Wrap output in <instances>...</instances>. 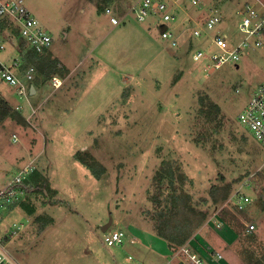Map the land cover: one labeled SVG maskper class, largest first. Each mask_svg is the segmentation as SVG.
I'll list each match as a JSON object with an SVG mask.
<instances>
[{"label":"rangeland","instance_id":"374dc122","mask_svg":"<svg viewBox=\"0 0 264 264\" xmlns=\"http://www.w3.org/2000/svg\"><path fill=\"white\" fill-rule=\"evenodd\" d=\"M24 1L52 37L39 55L71 72L55 89L35 65L38 93L27 97L0 82L9 115L24 118L0 122V188L32 164L22 185L44 180L53 191H20L2 216L10 264H146L140 258L146 245L164 257L157 264L165 263L176 252L156 235L147 215L162 169L172 172L175 187L182 181L191 211L206 214L193 220L194 247L204 253L210 244L243 264L264 260V209L257 201L264 149L239 121L264 83V34L261 46L245 47L237 62L209 74L204 61L191 58L195 49L215 50L209 44L214 33L239 41L236 12L244 0H199L201 9L186 5L169 25L158 15L138 21L126 14L132 0ZM106 8L118 19L125 16L122 22L112 25ZM209 9L219 24L193 37ZM165 27L177 35L175 47L161 38ZM9 39L0 52L6 65L24 50L17 38ZM53 75L65 78L63 71ZM211 104L218 111L209 120ZM241 186L249 201L240 205L234 193ZM250 223L255 229L247 232ZM223 224L235 236L229 246L216 232ZM114 230L124 232V240L108 246L104 234Z\"/></svg>","mask_w":264,"mask_h":264},{"label":"built area","instance_id":"2783aa9c","mask_svg":"<svg viewBox=\"0 0 264 264\" xmlns=\"http://www.w3.org/2000/svg\"><path fill=\"white\" fill-rule=\"evenodd\" d=\"M186 5L195 10L202 7L199 0H132L126 14L133 15L138 21L158 15L163 24L169 25L180 18H177V15H182ZM241 6L236 12L238 20L235 27L240 35L239 41L232 40L227 33L217 32L210 36L209 43L215 50L206 52V50L195 49L192 51L193 61H204L206 74L227 62H237L245 47L261 46L260 37L264 34V5L262 2L258 4L257 0L253 3L244 0ZM105 13L109 16V22L114 26L121 23L125 17L118 19L110 8H106ZM201 19H203L200 24L201 29H194L193 37H201L205 31H213L214 27L219 24L220 18L214 10L209 9ZM160 36L167 40L171 46L177 45V35L171 27L163 28ZM9 38H17L19 44L24 46V50L23 53L19 51L18 57L13 58L8 65L0 60V82L14 89L19 97L31 96L30 87H34L36 68L30 63H25L23 55L27 50H33L38 54L48 50L52 43V37L27 8L24 0H0V52H4L10 45ZM49 81L55 89L62 84V80L57 76H52ZM26 120L29 122L28 118ZM239 121L264 149V83L255 88L248 104L239 114ZM16 140V136H13V141ZM32 171V164L24 167L10 182L0 188V224L2 216L6 215L20 192L17 186L22 185ZM241 188L242 186L234 193L240 205L249 201L248 196L241 191ZM245 227L247 232L255 229V225L252 223L245 224ZM124 236V232L114 230L104 234V242L108 246H118L123 242ZM2 239L3 236L0 235V264H10ZM202 250L204 253H201L192 245L191 240H188L175 251L173 257L177 259L178 264H213L214 261L222 258L221 253L207 246H204Z\"/></svg>","mask_w":264,"mask_h":264},{"label":"trees","instance_id":"16d2710c","mask_svg":"<svg viewBox=\"0 0 264 264\" xmlns=\"http://www.w3.org/2000/svg\"><path fill=\"white\" fill-rule=\"evenodd\" d=\"M23 59L25 63L36 65L45 78L50 79L52 76H55L53 74L60 71H63V75L67 72L60 61L56 59L46 60L33 50H27L23 55ZM217 111L218 108L211 104L207 113V117L210 118L209 120H212L210 115L216 114ZM9 112L10 110L6 102L0 100V122L7 117L16 119L21 123L24 122L21 113L13 111L12 115H9ZM172 177L173 174L171 171L169 172L168 170L162 169V172L156 180L158 183L156 186L157 193L153 194L152 197L153 209L147 211V215H150L155 222L154 229L156 235L165 242L170 251H176L180 246L185 244L192 235L194 227L193 220L198 219L200 221L205 218L206 214L191 211L192 208L188 205L189 200L187 195L180 189L182 181L179 187H175L172 182ZM164 180L168 181L163 183ZM17 187L20 191H36L40 192L42 195L53 192L50 191L47 181L44 180L37 183L34 187H26L23 185ZM257 201L261 209H264V183L259 187ZM14 205L15 203H13L9 209ZM184 212H188L190 215L184 214ZM227 225H234L233 217L227 222ZM253 264H264V260L260 259Z\"/></svg>","mask_w":264,"mask_h":264},{"label":"crops","instance_id":"0c3cea01","mask_svg":"<svg viewBox=\"0 0 264 264\" xmlns=\"http://www.w3.org/2000/svg\"><path fill=\"white\" fill-rule=\"evenodd\" d=\"M61 64L66 68L67 72L69 71V73L65 76V78L61 79L62 81H65L67 79V77L70 75V68L67 67L66 65H64L62 62ZM66 72V73H67ZM33 94H37L38 93V90H37V87L34 86V91L32 92ZM224 225V226H223ZM222 226L220 227H216V232L220 235V239L223 240V242L225 243L224 246L226 245H230L232 244L233 242V238L235 237L234 234L232 233V231L228 228V226H226L225 224H223ZM131 243H134L135 240L134 239H131L130 240ZM147 243H149L147 241ZM206 243V242H205ZM208 244V243H207ZM207 246L213 248L210 244H208ZM157 247H154L153 245H146L145 248H143V251H142V255H140V258L146 263V264H157L160 260H162L164 257H162V254L160 253V251H158V248L156 249ZM197 248V247H196ZM200 252H201V249L200 248H197ZM145 250V251H144ZM215 250H217L219 253H220V250L218 248H216ZM222 255V258L218 261H214L213 264H243L242 261L236 256V257H233V256H223ZM130 258V256H128ZM174 261H177L175 259V257L173 258L172 256L169 258V260H165V263L163 264H175ZM141 264H144L143 262H140Z\"/></svg>","mask_w":264,"mask_h":264},{"label":"water","instance_id":"95a60500","mask_svg":"<svg viewBox=\"0 0 264 264\" xmlns=\"http://www.w3.org/2000/svg\"><path fill=\"white\" fill-rule=\"evenodd\" d=\"M33 91H34V87L31 86L30 92L32 93ZM110 224H111V218H109V221L105 225L102 226L101 231L103 232L106 231V229L110 226Z\"/></svg>","mask_w":264,"mask_h":264}]
</instances>
